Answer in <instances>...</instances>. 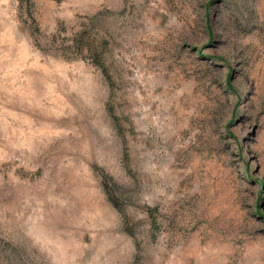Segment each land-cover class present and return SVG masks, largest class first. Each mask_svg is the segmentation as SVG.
I'll return each instance as SVG.
<instances>
[{"label":"rangeland","instance_id":"rangeland-1","mask_svg":"<svg viewBox=\"0 0 264 264\" xmlns=\"http://www.w3.org/2000/svg\"><path fill=\"white\" fill-rule=\"evenodd\" d=\"M0 264H264V0H0Z\"/></svg>","mask_w":264,"mask_h":264}]
</instances>
